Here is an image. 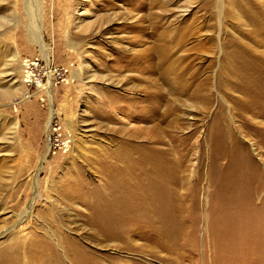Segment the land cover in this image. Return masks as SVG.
<instances>
[{"label":"rangeland","instance_id":"rangeland-1","mask_svg":"<svg viewBox=\"0 0 264 264\" xmlns=\"http://www.w3.org/2000/svg\"><path fill=\"white\" fill-rule=\"evenodd\" d=\"M25 1L0 0V264H70V246L264 264V0H40L48 68ZM34 58L44 86L27 87ZM133 174L147 217L120 211Z\"/></svg>","mask_w":264,"mask_h":264},{"label":"bare ground","instance_id":"bare-ground-1","mask_svg":"<svg viewBox=\"0 0 264 264\" xmlns=\"http://www.w3.org/2000/svg\"><path fill=\"white\" fill-rule=\"evenodd\" d=\"M25 9L27 11V15H28V21H29V27L31 29V32H32V35H33V38L37 44V46L39 47V49L42 51L43 53V57H44V60L46 61V65H47V68L50 64V53H49V48L47 47V45L44 43V39H43V24H42V12H41V5H40V0H26L25 1ZM87 13H85L86 15ZM89 14V13H88ZM87 14V15H88ZM88 17V16H87ZM85 21V20H84ZM87 21V20H86ZM90 22H87V23H84L85 26H88ZM84 26V27H85ZM83 27V26H82ZM110 28V26H108ZM107 28V30L109 29ZM101 29V27H100ZM99 29V30H100ZM69 41V40H68ZM69 47L73 48V49H77L78 48V45L76 43H73V42H70L69 43ZM79 49V48H78ZM25 65H28V64H25ZM30 66V65H29ZM27 68L24 67V70H25V74L27 75V78L25 80V82H27V80H29L31 77H32V73L29 71V70H26ZM50 74V73H49ZM44 75L45 72H44ZM51 76V74H50ZM74 79H77V80H81V72L79 71H76L75 72V75L72 77ZM40 85H38L39 87ZM45 92H46V95H47V99H48V102H49V108H50V114H49V119H48V124H47V136L49 137L50 135V124H51V121H52V117H53V110H52V106H53V95H52V86L50 84V82L47 83L46 87H45ZM3 94L5 95H9L10 92H8V90H5L3 92ZM25 100L28 99L27 97V94L24 96ZM224 118V117H222ZM145 121H147L146 119H144ZM222 120V119H221ZM151 140H148L146 141V143L150 142ZM156 143L158 141H155ZM160 143V142H158ZM49 149H50V145L49 143H47L46 145V151L44 153V155L42 156L41 158V161H40V164L38 165L37 167V170H36V177H37V173L40 171V168H41V164L42 162L45 161L48 153H49ZM123 159V158H122ZM140 161V160H139ZM138 161V162H139ZM142 161V160H141ZM113 162V161H112ZM161 168V167H160ZM130 178V181H127L125 183H122L121 185L124 186V185H129V195L132 197H129V201L130 199L134 200L135 202L133 203H129L128 206H125L124 208H122L120 211H127L129 212V210H132V213L133 214V217L135 216H138V217H147L149 214H148V210H149V201L151 200H148L149 197L151 198V195L150 196H147V194L149 193L148 192V189L147 188H144V186L141 184V181L140 180H136L135 178H138V175L136 176V174H133L132 176L129 177ZM128 178V179H129ZM142 181L143 178L141 177ZM148 179V178H147ZM156 184L158 185L159 188H161L162 186V182L160 180L159 177L156 178ZM34 188L36 187V184H37V181L34 180ZM111 185V184H110ZM115 185L114 184V188H115ZM152 185V184H151ZM120 186V185H119ZM154 187V189H156V186L155 185H152ZM36 191V189L34 190ZM36 194V193H35ZM152 196L155 198L156 201H162V191L161 190H158L156 192V194H152ZM113 207L114 206V203L112 204ZM119 208V207H118ZM135 208H140L139 209V213H136L135 212ZM29 209H31V205L29 207ZM120 209V208H119ZM118 209V210H119ZM118 210L116 209V212L118 213ZM143 210V213H141L140 211ZM130 214V213H129ZM118 215H120V213H118ZM117 215V216H118ZM20 216H23L20 215ZM132 216V215H131ZM132 217V218H133ZM128 228V227H127ZM135 229H129L130 233L131 231H134ZM134 233V232H133ZM131 236H134V234H132ZM63 255H65V253L63 252ZM68 255L71 257V260L68 261L70 264H97L96 262H92L93 259L90 258V260L85 263V261H83V259L81 258V254L79 252L78 249L70 246V249H69V252H68ZM55 257V256H54ZM54 259V258H53ZM70 259V258H69ZM57 260V259H56ZM55 260V261H56ZM54 261V260H53ZM54 261V263H55ZM53 263V262H52ZM51 263V264H52ZM57 263V261H56ZM60 263V262H59ZM65 264V263H64ZM99 264V263H98ZM101 264V263H100Z\"/></svg>","mask_w":264,"mask_h":264},{"label":"built area","instance_id":"built-area-1","mask_svg":"<svg viewBox=\"0 0 264 264\" xmlns=\"http://www.w3.org/2000/svg\"><path fill=\"white\" fill-rule=\"evenodd\" d=\"M39 59L38 58H34V59H24L22 61V66L23 68H27L26 70H29L31 73H32V77L27 80V82H25V85L27 87H31V86H36L38 87V85H43V76H44V73H43V76L39 75V73L37 72V76L34 74L35 71H38L37 69L38 68H41V65L39 63ZM25 64H28V65H25ZM30 65V66H29ZM45 77V76H44Z\"/></svg>","mask_w":264,"mask_h":264}]
</instances>
